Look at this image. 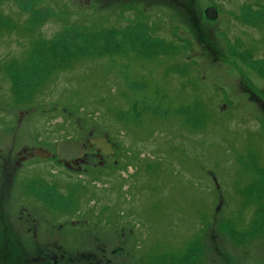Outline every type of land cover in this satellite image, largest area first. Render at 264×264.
<instances>
[{"label":"rangeland","instance_id":"rangeland-1","mask_svg":"<svg viewBox=\"0 0 264 264\" xmlns=\"http://www.w3.org/2000/svg\"><path fill=\"white\" fill-rule=\"evenodd\" d=\"M211 1L234 11L250 0H193L192 6L201 12ZM29 2L0 0V154L90 137H105L116 152L90 177L27 160L32 170H17L14 183L0 186L10 193L0 201V228L13 223L26 245L49 239L65 254L90 251L98 231L63 229L75 201L76 219L108 213L101 237L108 239V258L112 248H124L116 261L263 264L264 177L253 170L264 176L262 135L254 134L258 123L238 95L237 76L206 58L202 22H189L186 0H129L124 22L118 3L108 0H32V11ZM227 18L220 16V27L232 38L237 34ZM71 23L77 30H66ZM96 55L105 57L91 58ZM220 86L232 100L224 110ZM20 98L29 105L18 104ZM23 177L41 178L48 188L30 179L26 193ZM25 202L36 225L17 218L26 216L19 213ZM116 226L135 234L122 237Z\"/></svg>","mask_w":264,"mask_h":264},{"label":"flooded vegetation","instance_id":"flooded-vegetation-1","mask_svg":"<svg viewBox=\"0 0 264 264\" xmlns=\"http://www.w3.org/2000/svg\"><path fill=\"white\" fill-rule=\"evenodd\" d=\"M108 1L118 3L119 11L122 13L121 22H124L123 19H126L128 16V6H131V3H128L129 0ZM136 1L140 2L141 0ZM229 1L230 0H224L223 3ZM125 2L127 3L125 4ZM210 3L211 4L203 8L201 11L202 16H198V19L193 18L191 10L186 8L189 12V22H202V30L200 32L203 49H205L207 56L206 58L209 60V56L212 55L213 62L215 60L216 62L219 61V65L232 71L237 76L236 90L239 93L238 95L244 96L246 102L253 107L254 114H252V117L258 123V127L254 134L259 136L262 135V142L264 145V47L260 44L264 42V0H250L248 3L246 1H241L236 4L234 11H223L220 7L216 6L217 2L214 3L211 1ZM210 8H212V10H208ZM197 9L199 8L197 7ZM220 16L228 17L226 22L231 23L234 27V31L237 34L236 36L231 38L227 31L229 28L224 29L220 27V23L224 22L223 19H219ZM246 41L248 44L245 45L244 43ZM219 42L223 43V47H220ZM208 60L207 65H209L208 63L210 62ZM216 94H220L222 97V106L219 107L220 110H224L226 106L232 104V100L228 98L224 87L220 86V88L216 89ZM23 113L26 114L27 111H18V118L14 119V123L20 120ZM248 118L250 119L251 116ZM66 141L72 140L69 139ZM106 141L108 142L107 139ZM58 142L61 141H57L55 144L48 146H45V143H43L36 148L27 146H21L16 149L10 148L5 153L0 154V186H4L6 182L9 183L8 185L14 183L17 170H22V172L25 171L24 174L29 171V169L32 170L33 164L27 163L29 159L35 158L36 160L47 161L51 166L64 170L66 173H77L79 176L83 175L90 177L100 170L99 168H106L109 165L108 158L115 155L116 152V149L112 147L111 143H109L111 153L102 154L100 150L90 146L89 143L73 140V142L82 145L80 155L76 158L61 159L55 154V146ZM33 149L44 151L49 155H42V157H39L32 153ZM253 170L258 175L263 176L261 173L262 171H258L256 166ZM30 179L31 178L26 177H23L22 180L20 179L22 190L26 193H29V191L26 189L25 184L27 185ZM32 181H35L42 189L48 188L41 178L31 179V182ZM49 187H53V189L57 190L56 185L52 184ZM7 192L8 189L5 188L0 190L1 202L4 197V200H8L10 197V193L7 195ZM58 195L61 197V201L66 198L61 194ZM218 198L220 200L221 197L218 196ZM26 204H30V202H25V204L21 206V209H19V213H25L26 216L19 215L17 218L20 221L28 219L34 221L32 216V218H29L30 213L27 210ZM63 208L64 206H59L57 210L59 212L64 211ZM76 208L77 204L73 201L69 208L70 211L67 210L69 213L68 216L71 218L68 222L69 226H63V229L78 233L89 227L86 231L87 233H91V229L98 231V235L90 236L92 240L90 244L92 249L90 251L81 249L72 254L70 251L65 254L67 249L62 244L57 240L50 242L49 239H46L42 243L37 238H34L29 245H26L23 244L17 236L16 228L12 225L13 223L8 227L6 224L2 223L3 227L0 228V264H127L125 260L116 261L113 259L117 250H124L121 245L112 248L109 254L110 258H108V239L104 240V238H102L104 237L105 228L108 227V213L102 214L101 217H97L98 214H95V217H84L82 215V218L76 219V216L80 214V212L74 211ZM1 219L4 221L5 217H2L0 214V220ZM120 222L123 224L122 221ZM114 223L117 224L118 221L115 220ZM91 225H93V227H91ZM56 227L61 229L59 225H56ZM116 229L119 231L114 230L113 232L120 233L122 237L124 233H126V235L129 234L130 237L135 234L132 228L129 229L127 227L116 226ZM29 230L30 228L26 227V231ZM32 231H34V229ZM32 234L34 235V232H32ZM12 240H15L19 244V247L22 248L20 252L16 251L15 243L14 241L12 242ZM84 247L86 246L84 245ZM12 250L13 252H11ZM138 257L137 262H142V255L138 254ZM171 261L173 263V258H171Z\"/></svg>","mask_w":264,"mask_h":264},{"label":"water","instance_id":"water-1","mask_svg":"<svg viewBox=\"0 0 264 264\" xmlns=\"http://www.w3.org/2000/svg\"><path fill=\"white\" fill-rule=\"evenodd\" d=\"M208 10H212V8ZM89 145L100 150L102 154L111 153L110 144L106 141L105 137H92L89 140ZM81 150L82 145L73 141H61L55 146V154L61 159L76 158L78 155H80ZM32 153L39 157H42V155H49L46 152L38 149H33Z\"/></svg>","mask_w":264,"mask_h":264},{"label":"trees","instance_id":"trees-1","mask_svg":"<svg viewBox=\"0 0 264 264\" xmlns=\"http://www.w3.org/2000/svg\"><path fill=\"white\" fill-rule=\"evenodd\" d=\"M30 2L28 3V5H27V7H28V9L29 10H33V7L35 6L34 5V2H32V0H29ZM37 0H35V2H36ZM41 1H43V0H41ZM41 3H39L38 5H40ZM186 4H187V6H186ZM192 4H193V0H186V3H185V9L187 8V9H189V10H191V15H192V17L193 18H196V19H198L197 17L198 16H202V14H201V12H200V10L199 9H197V7H195V8H193L194 6H192ZM68 14V13H67ZM188 17H189V12H188ZM194 24L197 26L198 25V22H194ZM79 26H82V24H78ZM68 29H72L73 31L74 30H77L76 29V26L75 25H73V23H71V24H68V28L66 29V30H68ZM79 30V29H78ZM198 36L199 37H201V32H199L198 31ZM160 39V38H159ZM201 39H202V37H201ZM160 40H162V39H160ZM163 41V40H162ZM168 48H169V44H168ZM96 56H98V57H91V58H94V59H100V58H104L105 56H103V55H96ZM106 58H108V57H106ZM29 59L30 58H27L24 62H23V64H26L28 61H29ZM79 61H81V59L79 60ZM74 62H76V61H73V60H71L70 62H67V63H65L64 65H63V68L61 69V70H68L70 67H72L71 66V63H74ZM73 68H71L70 70H72ZM51 83V86H50V88L52 89V82L50 81H48V84H50ZM43 87H41L40 89H39V93L38 94H43L44 93V91H42L41 89H42ZM10 90H12V92H13V89L12 88H10L9 89V92H10ZM33 92V91H32ZM11 93V92H10ZM48 93H50V92H48ZM33 94H35V93H33ZM36 95V94H35ZM45 96H47V95H45L44 94V97ZM31 99V102H33V99H32V95H31V97H30ZM20 101H17V103L18 104H20L21 103V101H22V98H20L19 99ZM29 100V101H30ZM16 102V101H15ZM27 104V105H29V103H28V101H26V100H24V102L23 103H21V104ZM72 106H74L75 108L76 107H82V106H76V105H72ZM82 109H83V107H82ZM93 112V111H92ZM96 111H94L93 113H95ZM94 119H97L98 120V118H94ZM261 177H264V176H261ZM57 192H58V190H56ZM85 191V192H84ZM84 191H82L83 192V194H85V193H87V191L86 190H84ZM59 194V193H58ZM57 194V195H58ZM82 194V195H83ZM83 197V196H82ZM58 198L59 199H61V197H59V195H58ZM61 201V200H60ZM58 209V208H57ZM59 210H61V209H59ZM70 210V209H69ZM67 211V210H66ZM14 243H15V246H16V251H18V252H20L21 250H22V248L21 247H19V244L14 240ZM10 252V251H9ZM11 252H13V250L11 251ZM22 253V252H21Z\"/></svg>","mask_w":264,"mask_h":264},{"label":"bare ground","instance_id":"bare-ground-1","mask_svg":"<svg viewBox=\"0 0 264 264\" xmlns=\"http://www.w3.org/2000/svg\"><path fill=\"white\" fill-rule=\"evenodd\" d=\"M73 141V140H72Z\"/></svg>","mask_w":264,"mask_h":264}]
</instances>
